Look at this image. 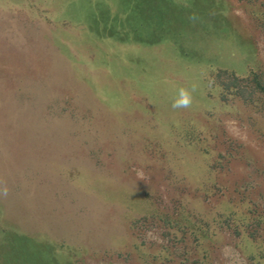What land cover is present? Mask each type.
<instances>
[{
  "label": "rangeland",
  "instance_id": "374dc122",
  "mask_svg": "<svg viewBox=\"0 0 264 264\" xmlns=\"http://www.w3.org/2000/svg\"><path fill=\"white\" fill-rule=\"evenodd\" d=\"M0 138V264H264V0H0Z\"/></svg>",
  "mask_w": 264,
  "mask_h": 264
},
{
  "label": "trees",
  "instance_id": "16d2710c",
  "mask_svg": "<svg viewBox=\"0 0 264 264\" xmlns=\"http://www.w3.org/2000/svg\"><path fill=\"white\" fill-rule=\"evenodd\" d=\"M137 40V41H136ZM136 40H134L133 42L134 43H136V44H138V46H142L141 47V50H142V48H145V47H147V46H149V47H151L150 45H152V46H155V45H160V46H162V44H165L166 42L164 41V39H162V38H158V39H156V38H153L152 40H150V39H148V38H141V37H137V39ZM126 41V40H125ZM145 46V47H144ZM163 47V46H162ZM160 48V47H159ZM156 49V47H153V48H150V51L151 52H153V50H155ZM136 51V50H135ZM122 55V54H121ZM123 56V55H122ZM122 56H120L119 58L122 60L123 58H121ZM130 57H131V55H129V58H127V59H130ZM137 58V57H136ZM136 58H132L131 57V60H135ZM120 60V61H121ZM137 60V59H136ZM142 61H143V59H142ZM130 63V62H129ZM120 64V63H119ZM105 77L106 78H108V74H107V72H105ZM108 80V79H107ZM156 81H157V79H155ZM167 85H171L170 83H167ZM117 93H119V94H124L122 97H123V99H125V101L128 103V102H130L131 104V106L133 105L134 106V104H136L137 105V107H138V109H144V108H146V107H148V108H150L151 107V103L149 104L144 98H139V93H137V97L136 98H138V99H136V98H134L133 97V95H134V92H132V91H128V90H125V93H121V92H119V91H116ZM184 92V91H183ZM114 94V93H113ZM167 94H164L163 96H161V95H159V98H157V100L159 101L160 100V103H161V105L159 106V108L164 112V110L167 108V103H168V101L165 99V96H166ZM143 96V95H142ZM141 96V97H142ZM176 99L173 101V102H171V105H168V107H171L172 105H174V107L176 108L177 106H175L176 104H177V102L181 99V96H180V92H179V94H178V96L177 97H175ZM140 99V100H139ZM150 99H152L151 101H154V99L153 98H150ZM144 101V102H143ZM150 101V102H151ZM136 102V103H135ZM106 102L104 101V105H106L105 104ZM180 107H183V108H186V107H184V106H180ZM179 107V108H180ZM194 108V107H193ZM161 110H158V108H157V111L156 112H159V111H161ZM167 110H169L170 111V109H168L167 108ZM163 115H160V117L159 118H161ZM154 117V116H153ZM163 118L164 117H162L160 120H158L157 121V119H158V116H156V118H154L156 121V125H155V127H159V126H165L164 124L165 123H168L170 126H169V128L167 127V126H165V129L167 130V129H169V130H167V131H165V129H162V132L165 134V135H167V138H169V137H171L170 139L171 140H173L174 139V131L177 129V128H179V126L178 125H175L174 124V122H170V121H166V118L163 120ZM165 121V122H164ZM155 122H154V124H155ZM183 123H184V121H183ZM179 124V123H178ZM180 126H182V124H180ZM167 127V128H166ZM169 134H171V135H169ZM177 136V135H176ZM1 139V138H0ZM177 143H179V142H177ZM179 144H182V143H179Z\"/></svg>",
  "mask_w": 264,
  "mask_h": 264
},
{
  "label": "clouds",
  "instance_id": "9594fccd",
  "mask_svg": "<svg viewBox=\"0 0 264 264\" xmlns=\"http://www.w3.org/2000/svg\"><path fill=\"white\" fill-rule=\"evenodd\" d=\"M181 99L177 102L175 106L180 107V106H187L189 101L187 98V94L181 90L180 92Z\"/></svg>",
  "mask_w": 264,
  "mask_h": 264
}]
</instances>
